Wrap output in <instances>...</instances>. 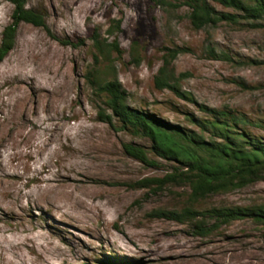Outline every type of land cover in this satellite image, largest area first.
<instances>
[{"label":"rangeland","instance_id":"374dc122","mask_svg":"<svg viewBox=\"0 0 264 264\" xmlns=\"http://www.w3.org/2000/svg\"><path fill=\"white\" fill-rule=\"evenodd\" d=\"M210 3L238 22L197 29L184 0L27 1L46 15V28L21 21L0 62V264H264V223L252 216L203 236L195 222L157 214L264 204V176L199 200L186 183L147 181L185 167L159 157L119 119L103 121L99 112L112 111L88 80L116 76L128 105L194 131L191 118L211 117L202 105L233 111L264 138V21L254 27L242 12ZM13 11L0 0V45ZM95 36L116 41L121 54L107 46L97 61ZM176 48L169 70L195 102L155 86ZM125 144L154 163L130 156Z\"/></svg>","mask_w":264,"mask_h":264},{"label":"trees","instance_id":"16d2710c","mask_svg":"<svg viewBox=\"0 0 264 264\" xmlns=\"http://www.w3.org/2000/svg\"><path fill=\"white\" fill-rule=\"evenodd\" d=\"M7 1L14 5V11L12 23L5 27L3 32L0 62L13 48L17 27L21 21L46 28V15L40 10L27 8L28 0ZM184 2L191 8L190 19L197 29L216 25L222 21L238 22V15L219 13L210 2H217L242 12L244 18L252 22L250 24L254 27L260 26L259 22L264 21V0H184ZM93 40L97 61L100 57L106 58V53L111 51L106 49L107 46L121 54L116 41L105 44L99 41L97 36ZM180 52V48L168 50L167 55L164 56L163 66L154 78V83L158 89H170L178 97L195 102L193 95L181 89L179 80L175 79L169 70L171 61ZM88 80L105 95L106 104L112 111L111 115H106L102 110L99 112L103 121L111 123L113 118L119 119L123 128L149 138L152 141L153 151L159 157L185 167L184 171L177 172V170L160 179L147 181L158 185L186 183L191 188V199L199 200L211 194L245 187L263 178L264 138L242 127L250 123L244 115L202 105L201 109L211 117L191 118V122L199 127V131H194L128 105L127 91L116 76L105 78L100 72L97 75L89 73ZM125 150L142 163H154L141 147L125 144ZM157 214L180 223L195 222L197 233L204 236L209 234L212 228H216L217 224L243 216H252L264 223V204L248 208L215 207L202 211L184 207L180 211L164 210ZM206 220H215L216 224L208 225Z\"/></svg>","mask_w":264,"mask_h":264},{"label":"bare ground","instance_id":"6f19581e","mask_svg":"<svg viewBox=\"0 0 264 264\" xmlns=\"http://www.w3.org/2000/svg\"><path fill=\"white\" fill-rule=\"evenodd\" d=\"M70 182V181H69ZM71 182H73V181H71ZM63 190L62 191H64V192H66L67 194H70V192H68V191H66L64 188H62ZM65 193V194H66ZM67 194L65 195V196H67ZM56 196H58V195H56ZM64 196V195H63ZM70 196V195H69ZM71 202V201H70ZM75 204H76V206H77V208H84V207H86L85 206V200H83V199H81V198H77L76 199V201H75ZM87 209V208H86Z\"/></svg>","mask_w":264,"mask_h":264}]
</instances>
